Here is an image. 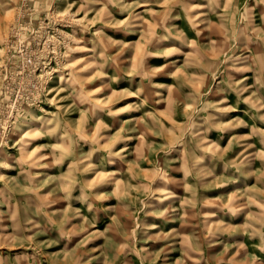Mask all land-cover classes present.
Segmentation results:
<instances>
[{
    "label": "rangeland",
    "instance_id": "rangeland-1",
    "mask_svg": "<svg viewBox=\"0 0 264 264\" xmlns=\"http://www.w3.org/2000/svg\"><path fill=\"white\" fill-rule=\"evenodd\" d=\"M135 0H125V3H134ZM194 3L206 5L208 0H193ZM141 7L135 9V13L139 14L142 19L130 20L127 12H122L119 8L112 5H107L110 16L104 17L100 22H94L84 27L82 25H74L69 21L68 17H60L53 20V16L58 12H64L69 5H74L71 13H77L81 6V0H51V4L47 13L41 12L38 19L31 20L26 14L25 7H20L17 4H12L10 10L0 14V52H4L5 44L8 47H13L14 44H19V50L15 51L16 56H21L27 52L40 53L37 56H28L25 63L28 61L34 64L32 71L31 82L28 88L31 90L35 85L37 88L42 87L47 93V96H41L40 100L32 106L27 104L22 107L26 115L15 121V127H12V120H9V128L0 130L5 138V146L0 147V161H6L10 164V168H0V175L7 179L0 181V233L4 237L18 231L20 228L27 227L31 229L26 235L34 236V240L30 245L19 247L15 241H9L7 238L0 240V254L8 257V264H34L33 258L39 261V264H105L107 256L109 264H149L151 257L149 254L160 253L159 258L155 260V264H177V261H182L183 264H264V243H262L261 224L254 223L247 215L249 212H259L256 205L250 208H245L244 200H236V211L229 212L227 209L221 211L218 207L211 206L203 209L204 212L215 213L207 221L202 217L194 214L200 210L199 204L196 209L184 206L182 202L185 198L192 199L189 192L185 190L184 185L191 186L196 191L197 201L201 197H209L213 200L223 198L225 203H230V197L235 193H242L248 188H258L264 191V159H261L259 153L264 152V144L261 143V134H264V121L258 118H253L257 115H264V109L259 113L253 107V102H245L255 88H251L242 95L226 89V85L221 83L223 76H218L215 81L209 79L203 85L196 83L193 78L185 84H179L178 81L165 72L159 73L152 77L153 83L164 85H173L177 87L171 96L165 89H149L147 80H143L137 72H142L146 66L152 68L161 67L164 64H172L177 62V68L181 67L186 57L184 56H145V50L160 49L165 50L172 46H177L181 50H185L186 41H196L197 43L208 44L211 40H222L219 28L210 29L208 21L211 20L216 25L220 21L217 15L208 14V8L203 7L199 12L186 14L179 7L171 4L170 0H140ZM245 0H240V5L243 7ZM250 8L254 9V23H261V14L264 13V4H257V0H247ZM27 8H32L29 4ZM102 5H94L95 9L85 17L83 11H79L76 16L78 20L94 21L97 13ZM163 17H154L153 13H166ZM207 14V15H202ZM200 15V19L191 23V17ZM179 17L176 19L175 17ZM159 24L163 19L165 26L173 28V36L159 43L153 36V31L156 35H162L159 27L153 28V20ZM111 20L120 22L119 26H113ZM43 22V27H41ZM31 24V34L24 32L14 34L18 29L24 28L25 25ZM241 27H243L241 25ZM179 31H176V30ZM101 31L98 37L96 33ZM39 33V36H37ZM63 33L64 36H60ZM183 33V35H181ZM199 33V35L197 34ZM54 37L57 40H62L59 45V51H67L64 44L68 48L85 49L83 51H74L68 57L70 60L93 58L96 57L97 63H104L101 58V53L107 49L109 57L117 56L115 63L108 60L104 64L102 71L104 77L100 80H94L85 86L87 91L94 90L102 84L110 85L104 91L96 93L91 100L85 96L79 98L67 99L69 91H56L57 89H68L67 80H61V76L67 77V71L61 73L53 71L50 76L45 77V72L51 71L57 67L56 52L53 51L57 46L51 43L49 38ZM65 37H73L72 40H67ZM77 41L79 43L77 44ZM109 41H120L122 44L129 45L123 49L119 45L112 46ZM141 41H144L142 44ZM135 46L134 48L132 46ZM25 46H27L25 48ZM187 52L193 53L194 50L190 47L186 48ZM239 52V42L237 47L233 49ZM4 54H7L4 52ZM83 67V65H80ZM229 67L228 64L224 65ZM81 73V75H90ZM29 68H23V76H28ZM198 73L195 68L189 69V74ZM241 78L247 77L245 84L253 85L255 82L252 78V73H237ZM117 78V79H113ZM23 86V85H21ZM142 86L145 87L144 93L137 96H122L115 100H109L111 91L136 92ZM243 87V85L241 86ZM225 89L224 91H220ZM149 91H159L168 103H154L152 99L148 101L144 107L139 110L129 109L120 112L116 116H109L107 108L113 111L129 106L141 104L145 97L149 95ZM197 91L204 93L205 101L218 102L221 99H226V104H221V107H231L235 111L225 113H216L219 120L222 122H231L237 117L243 120L247 126L240 125L236 128H229L225 131H218L215 128L206 132L205 139L207 141L204 147L197 145L191 136L187 134L184 137L187 145V155L180 150L179 144L173 146L172 141L175 139V133L185 128H188L193 134L197 131L203 132L204 128L197 129L196 127H188L190 122L188 115L189 107H181L179 97L189 92ZM260 96L264 99V88L260 90ZM155 99H159L156 97ZM105 101V108L101 111L93 101ZM59 102V103H57ZM75 102L76 108L71 106ZM154 109H163L159 112V125H153L151 119L146 116V113H151ZM62 111L63 118L66 121H72L77 124L79 143L74 148L76 155H86L93 147V142L87 139L89 132L95 137L100 136L116 137L121 127H124L125 121H132L126 125L129 131L123 133L128 139L120 140L116 143L114 151H122L125 159L120 160L113 158L116 162L109 163L107 152L99 150L93 153L91 162L95 163L105 172L114 173L116 183L103 177H93L91 173H86L83 176L77 175V179H99L97 187L91 189L95 193L107 196L108 198L102 201H90L84 198V193L81 191V186L76 185L72 189L71 197L63 199L64 193H56L54 189L57 187L55 178L65 177L66 181L71 180L69 173L70 164L73 160L72 156L63 159L60 164H56L53 158V152L57 156L61 155L63 144H60L59 136H43L27 139L26 134L32 128L42 127V120L52 119V113ZM31 113L32 115H28ZM33 115L35 119H33ZM194 116V122H201V117ZM15 113H13V117ZM101 119L108 125V129L101 130L98 128V119ZM143 120V123H136ZM147 125V129L145 128ZM253 128L257 132H253ZM136 129V130H132ZM143 135V140L138 139ZM232 137H248L240 141L239 144H233L231 149L227 151L223 159H219L212 155L214 146L219 148H227ZM24 141L23 148L21 141ZM104 143L103 140L100 141ZM60 144V149L57 150L52 145ZM250 146V147H249ZM40 149V151H36ZM35 153L33 159L37 157H46L39 160L40 165H48L47 167L33 166L25 171L26 166L18 163L22 154ZM253 154L255 158H253ZM203 157L202 164H196L195 159ZM248 159H245V158ZM243 164L239 171L235 166H231L230 162L236 165ZM160 165L166 170L169 182L167 188L174 195L172 198L164 200L162 204L156 201L159 209H175L169 211L166 217L156 218L145 215V212L152 209L146 208L140 211V200L145 199L143 193L138 191L149 183L152 176V170ZM225 165H229L225 167ZM214 171L216 177H224L228 181L223 186H212V177L207 176V171ZM197 172H199L198 179ZM249 173H255L250 175ZM35 177L32 181L33 187H38L36 192L25 193L19 189L12 191L15 185L11 183L15 179L21 185H26L29 177ZM125 182L121 185L120 181ZM51 181V182H49ZM152 187L163 186V182L159 179L151 181ZM208 184L209 187H201V184ZM251 195L256 196L257 200L264 199L256 193ZM153 198L149 197L146 202L151 203ZM94 203L95 208L89 211V204ZM39 209V211H38ZM96 209H99L97 211ZM44 213H54V219H66L64 225L65 232L62 234L59 227L49 225L48 219ZM61 213H64L63 217ZM15 217V219H13ZM115 217L119 221V226L113 220ZM26 220H31L33 224H38L40 227H33V224H26ZM85 220L90 222V226L85 224ZM19 221V224L16 222ZM223 223L228 231H217L215 236L207 237L204 231L205 227H213L216 224ZM136 223L156 225L150 228L147 232L143 229H137L130 237H125L121 232H131L135 228ZM245 224H252V228L257 229L253 234L252 228H244ZM47 226V227H45ZM87 227V231H81V227ZM41 228H44L43 234ZM106 234L114 243H127L128 247L121 248L117 251L114 248L107 247L108 239ZM171 233V235H168ZM160 234L165 235V239L155 240L149 239ZM179 234V235H178ZM93 238L82 247L78 248L75 256L65 258L63 255H56L64 251H71L77 248L80 242L88 236ZM190 235L198 238L200 244L199 251H192L186 248L181 242V236ZM45 241H55L50 247L44 246L39 249L41 255H37V250L32 246L36 244L43 245ZM229 246V251L224 252L225 245ZM243 244L244 247H240ZM147 250L143 252L141 250ZM163 250V251H161ZM140 255H137V253ZM149 256V259L144 257ZM255 257V259H251Z\"/></svg>",
    "mask_w": 264,
    "mask_h": 264
},
{
    "label": "clouds",
    "instance_id": "clouds-1",
    "mask_svg": "<svg viewBox=\"0 0 264 264\" xmlns=\"http://www.w3.org/2000/svg\"><path fill=\"white\" fill-rule=\"evenodd\" d=\"M171 4L174 6L181 7L186 14H191L192 12H199V10L203 7L208 8V14L217 15L220 21L219 25H216L214 22L209 20L207 23L210 29L219 28L220 35L223 37L222 40H211L209 37L210 43L202 44L197 43L196 41H186V48L190 47L194 50L193 53L187 52L185 50H181V48L177 46H172L165 50L154 49V50H145V56H160V57H169V56H184L186 57L184 64L177 68V62L170 64H164L161 67L152 68L150 66H146L142 72H137V75H141L143 80H147V87L151 89H165L171 96L174 91H177V87L173 85H164L159 83H153L152 77L165 72V69H168L166 73L170 77L176 79L179 84H185L189 81L195 79L196 83L203 85L209 79L215 81L218 76H223L224 79L221 81L224 85H226V89H230L233 92H237L239 94H243L247 92L251 88H255V91H251V94L248 98H246L245 102H253V107L256 109V112L259 113L261 109H264V99L260 96V90L264 88V13L261 14V23L255 24L253 12L254 9L250 8L247 4V0L243 7L240 5V0H208L206 5H201L194 3L193 0H170ZM159 3V0H157ZM12 4H17L20 7H25L26 14L30 17L31 20H36L39 17L41 12L47 13L51 4V0H0V14L7 12L10 10V6ZM33 5L32 8H27V5ZM257 4H264V0H257ZM94 5H102L100 11L97 13V17L94 21L78 20L76 16L79 14V11H83L85 13V17L95 9ZM107 5H112L114 7L119 8L122 12H127L129 14L130 20H136L138 18L142 19L139 14L135 13V9L141 7L140 0H135L134 3H125V0H81V6L77 13H71V9L74 5H69L68 9L64 12H58L53 16V20L58 19L60 17H68L69 21L74 25H82L84 27H88L89 24L94 22H100L104 19V17L110 16L108 12ZM170 12V9L166 10V13H153L154 17H163ZM202 15H207L203 14ZM179 19V17H175ZM200 19V15L195 17H191L190 22L195 24L196 20ZM111 24L113 26H119L120 22L116 20H111ZM241 25L243 27H241ZM43 22H41V27H43ZM159 27L162 31V35H156L155 31H153V36L159 43L160 41L166 40L169 37L173 36V28L165 26L164 20L161 19L159 24L156 23V20H153V28ZM32 25L27 24L24 28L18 29L16 33L21 32L31 34ZM176 31H179L178 29ZM101 31L98 30L96 35L99 37L101 35ZM199 35V33H197ZM60 36H64L63 33H59ZM183 35V33H181ZM39 36V33H37ZM67 40H72L73 37H65ZM51 43H54L57 47L53 49L56 52V59L58 61L57 67L52 69L51 71L45 72V77L50 76L53 71H59L61 73L67 71L68 75L61 76V80H67L69 85L68 89H57L56 91H69V96L67 99H76L81 96L87 97L89 100L99 92L104 91L106 88H110L108 84H102L100 87H97L94 90L87 91L85 86L91 83L94 80H100L104 77V72L102 71L104 64L108 62V60H112L113 63L116 62L119 53L117 56L109 57L107 55V49L103 53H101V58L104 60V63H97L96 57L93 58H84V59H76L70 60L68 57L74 51H83L85 49L80 48H68L67 44H64V47L67 48V51L61 52L59 51V45L63 43L62 40H57L54 37L49 38ZM2 42V41H0ZM239 42V52L233 51L237 47V43ZM79 41H77V44ZM112 46L119 45L121 49L125 47H129V45L122 44L120 41H109ZM143 44L144 41H141ZM27 46H25L26 48ZM135 47L134 45L132 46ZM19 50V44H14L13 47H8L5 44L4 52H0V130H6L9 128V120H12V127H15V121L19 120L20 117L25 116V110L22 107L27 104L32 106L37 101L40 100V97L47 96V93L43 90L42 87L37 88L35 85L32 86L31 90L28 88V84L31 82L32 71L35 65L31 64L30 61L25 63L26 58L28 56H39L40 53H32L27 52L21 56H16L15 51ZM228 64L229 67L225 68L224 65ZM83 65V67H80ZM23 68H29L28 76H23ZM195 68L198 70V73L189 74V69ZM90 70L92 71L90 75H81V73H88ZM252 73V78L254 80V84L248 86L245 84V80L247 77L241 78L236 75L237 73ZM117 79V78H113ZM23 85V86H21ZM243 85V87H241ZM225 89H221L220 91H224ZM145 91V87L142 86L136 92L126 91V92H116L111 91L109 100H115L117 97L122 96H141ZM204 93H200L197 91L189 92L183 96L179 97V104L181 107H189L190 112L188 115V120L190 122V127L204 128L203 132L197 131L193 134L188 128L176 132L175 139L172 141L173 146L179 144L181 146L182 151H184L185 155H187V145L185 143L184 137L187 134L191 136L193 141L197 143L198 146L204 147L207 143L205 136L208 130L215 128L218 131H225L229 128H236L240 125L247 126L243 120H240L239 117L234 119L231 122H222L219 120V117L216 113H225L228 111H235V109L231 107H221V104H226V99H221L218 102L205 101L203 99ZM159 97V99H155ZM152 99L154 103L165 104L169 101L166 100L163 96L162 92L159 91H149V95L145 97L144 101L139 105L129 106V108H122L113 111L111 108H107V113L109 116H116L120 112L127 111L129 109L139 110L141 107H144L148 101ZM59 103V102H57ZM93 103L98 107L101 111L105 108V101L97 100L93 101ZM72 108H76L75 102L71 106ZM76 110H79L76 108ZM163 111V109H154L151 113H146V116L149 117L153 123V125H159V112ZM13 113L15 116L13 117ZM201 113L204 115L201 117V122L197 123L193 121L194 116H199ZM28 115H32L29 113ZM52 119L50 120H42V127L40 128H32L26 134L27 139H31L33 137H43V136H57V133L60 134L59 140L60 144H63V150L60 149V144L52 145L51 147L61 150V155L57 156L55 152H53L54 162L56 164H60L63 159L68 156H72L73 160L70 164L69 173L71 175V180L66 181L65 177L61 176L55 178L57 183L56 189L54 192L56 193H64V196L61 197L63 199H69L71 197L72 189L76 185L81 186V191L84 193V198L90 201H102L107 199L108 197L99 193H95L91 191V189L95 188L99 184V179L89 180L77 179V175L83 176L86 173H91L93 177L97 178H105L111 180L112 183H116V179L114 178L115 174L110 172H105L103 169L99 168L95 163L91 162V158L94 152L99 150H104L107 152L108 162L115 163L116 161L113 158H118L120 160H124L125 157L123 155L124 152L127 151V148L122 151H114L115 145L118 141L128 139L127 136L122 135L123 133L129 131L126 125L128 123H132V121H125L124 127H121L119 132L116 134V137L113 138L111 136H100L96 135L93 137L91 132H89L87 139L93 142L92 149L86 155H76L74 148L79 143V136L81 133L78 131L77 124L72 121H66L63 118L62 111H58L56 113L50 114ZM258 118L261 121H264V115H257L253 117ZM33 119L35 116L33 115ZM98 119V128L101 130L108 129V125L105 124L101 119ZM136 123H143V120L137 121ZM147 129V125H145ZM136 130V129H132ZM258 130L253 128V132H257ZM264 137V134H261ZM145 137L141 135L138 139L143 140ZM248 137H232L229 141V145L227 148H219L218 146H214L212 155L219 159H223L224 154L231 149L233 144H239L241 140L246 139ZM103 140L104 143L101 144L100 141ZM5 138L3 132H0V147L5 146ZM261 143L264 144V138L261 139ZM24 141H21V147L23 148ZM250 147V146H249ZM37 152L40 149L36 150ZM35 153H27L24 152L18 161V163L25 165L27 169L32 168L33 166L38 167H47L48 165H40L39 160L46 159V157H37L33 159ZM256 154H253V158H255ZM261 159H264V152L259 153ZM245 159H248L247 157ZM203 157H197L195 159L196 164H202ZM231 166H235L237 171L240 170L243 161L240 165H236L234 162H230ZM229 165H225L228 167ZM0 168L8 169L10 168V164L6 161H0ZM250 175H254L255 173H249ZM207 176L212 177L211 184L212 186H223L224 183L228 181L224 177H216L214 175V171L209 169L206 173ZM198 179L199 172H197ZM159 178L163 182V186L152 187L151 181L153 179ZM7 178L3 175H0V181H4ZM35 177L30 176L26 185H21L15 179L11 181L12 184L15 185V188L12 191H16L19 189L21 192L30 193L36 192L39 190L38 187H33L32 181ZM51 182V181H49ZM169 182V178L167 176V172L163 169L159 164L152 170V176L149 180V183L143 187H140L138 191L144 194L145 199L140 200L141 209L140 211H144L146 208L152 209L151 211L145 212V215L153 216L156 218L166 217L169 211H175V209H159L156 201L160 204L164 202V200L172 198L174 195L167 188V183ZM121 185H124L125 182L123 180L120 181ZM185 190L189 192L192 196V199L185 198L182 202V207L187 206L193 209H196L197 204L200 206L199 211H195L194 214L198 217H202L204 221H207L211 216H214L215 213L204 212L203 209L206 207L215 206L218 207L221 211L227 209L229 212H234L237 209L235 205L236 200H244L245 204L243 207L250 208L252 205H256L259 208V212H249L247 213L249 219L254 223L261 224L262 233H264V199L257 200L256 196L251 195L252 193H256L260 197H264V191H261L258 188H248L245 192L235 193L232 197H230V203H225L223 198H217L213 200L209 197H201L198 201L196 199V191L191 186L187 184L184 185ZM201 187L207 188L208 184H201ZM151 197L153 201L151 203L146 202V200ZM95 208L94 203L89 204V211H92ZM99 211V209H96ZM39 211V209H38ZM48 219V224L59 227L61 233L65 232L64 225L67 223L66 219L61 218L60 220H56L53 218L54 213H44ZM3 215V213H0ZM64 213H61L63 217ZM15 219V217H13ZM116 225L119 226V221L113 217ZM19 224V221L16 222ZM26 224H33L31 220H26ZM85 224L90 226V222L85 220ZM33 227H40L38 224H33ZM47 227V226H45ZM156 225H148L136 223L135 228L132 229L131 232H121L125 237H130L133 232L137 229H143L147 232L150 228H154ZM244 228H252V224H245ZM31 229L24 227L20 228L18 231L10 234L7 237H4L2 233H0V240L7 238L9 241H15L16 246L24 247L30 245V242L34 240V236L26 235L28 231ZM44 228H41V233L43 234ZM81 231H87V227H81ZM206 233V238L215 236L217 231H228L223 225V223H219L214 225L211 228L207 226L204 229ZM253 234L257 232V229L252 228ZM99 235H105V238L108 239L109 248H114L119 251L121 248L128 247L127 243H114L111 239H109L106 234L100 233ZM168 235H171L169 233ZM179 235V234H178ZM93 238L91 235L85 237L77 248L72 249L71 251H64L63 253H57L56 255H63L65 258L70 256H75L78 248H82L89 239ZM164 234H160L154 237H149V239H165ZM181 242L186 247L191 249L192 251H199L200 244L198 242V238L190 235L181 236ZM55 241H45L43 245L36 244L32 245L37 250V255H41L39 249L44 246H51ZM262 243H264V234H262ZM240 247H244L243 244ZM146 252L147 250H141ZM163 251V250H161ZM229 251V246L226 244L224 248V252L227 253ZM137 255H140L138 252ZM160 253L149 254L151 259L149 260V264H155V260L159 258ZM149 256L144 257V259H149ZM251 259H255L252 257ZM34 264H39V261L33 258ZM0 264H8V257L0 254ZM105 264H109L107 256L105 257ZM177 264H183L182 261H177ZM247 264V262H245Z\"/></svg>",
    "mask_w": 264,
    "mask_h": 264
}]
</instances>
